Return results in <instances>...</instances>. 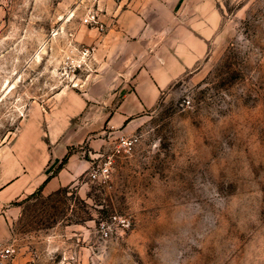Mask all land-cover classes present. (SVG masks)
Instances as JSON below:
<instances>
[{"label":"rangeland","instance_id":"374dc122","mask_svg":"<svg viewBox=\"0 0 264 264\" xmlns=\"http://www.w3.org/2000/svg\"><path fill=\"white\" fill-rule=\"evenodd\" d=\"M121 1L0 0V147L24 150L31 118L34 146L62 137L86 166L13 201L9 264H264V0H215L221 22L206 58L128 134L105 119L117 100L87 98L101 92L99 37ZM91 13L96 22L84 20ZM122 134L137 135L131 148L117 147ZM107 159V175L89 174Z\"/></svg>","mask_w":264,"mask_h":264},{"label":"crops","instance_id":"0c3cea01","mask_svg":"<svg viewBox=\"0 0 264 264\" xmlns=\"http://www.w3.org/2000/svg\"><path fill=\"white\" fill-rule=\"evenodd\" d=\"M112 9L114 22L99 37V71L92 81L101 92L87 98L117 100L105 112V119L112 130L128 134L142 124L137 116L206 58L221 18L215 0H129L126 5L115 3ZM107 49L111 55L105 59ZM108 87L114 88L107 92ZM71 110L68 104L62 105L65 121ZM32 121L24 122L18 136L25 143L24 150L17 140L0 147V247L7 243L10 220L19 209L13 201L37 189L55 191L77 179L86 167L79 151L68 152L69 144L62 137V144L53 145L58 137H49L48 141L35 140L34 146L27 132V123ZM12 264L30 262L15 256Z\"/></svg>","mask_w":264,"mask_h":264},{"label":"built area","instance_id":"2783aa9c","mask_svg":"<svg viewBox=\"0 0 264 264\" xmlns=\"http://www.w3.org/2000/svg\"><path fill=\"white\" fill-rule=\"evenodd\" d=\"M85 21L91 22L94 21L96 22L95 19V13H91L89 14L87 17L84 18ZM87 49L83 50V54L87 53ZM184 101L186 103L189 102V99L186 98L184 99ZM137 139V135L136 134H132V135H120L118 137V146L124 150L129 149L132 147V145L134 144L135 140ZM110 163H111V159H107L105 160L103 163L97 165L96 167L92 166L91 171H89V174L92 176H96V175H100V176H104L107 175V173L109 172L110 169ZM110 221H114L122 226H128L129 225V220L128 218L124 217L121 214H112L110 216ZM101 228H102V234L107 235L108 230L106 228V222L105 221H101ZM15 252V248L13 247V245L11 244H7V245H3L0 247V264H9V260L12 256V254Z\"/></svg>","mask_w":264,"mask_h":264},{"label":"trees","instance_id":"16d2710c","mask_svg":"<svg viewBox=\"0 0 264 264\" xmlns=\"http://www.w3.org/2000/svg\"><path fill=\"white\" fill-rule=\"evenodd\" d=\"M65 160H66V156L63 157L62 162H64Z\"/></svg>","mask_w":264,"mask_h":264}]
</instances>
